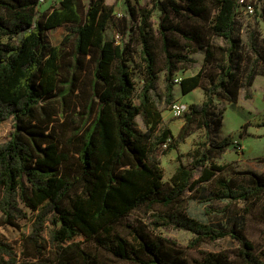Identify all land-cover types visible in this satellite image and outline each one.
Listing matches in <instances>:
<instances>
[{"label": "trees", "instance_id": "trees-1", "mask_svg": "<svg viewBox=\"0 0 264 264\" xmlns=\"http://www.w3.org/2000/svg\"><path fill=\"white\" fill-rule=\"evenodd\" d=\"M47 1L0 0V125L12 117L29 119L0 143V211L5 226L19 227L27 217L22 204L34 215L22 250L0 237V264H190L178 241L158 233L165 226L191 232V247L227 236L239 244L235 261L210 253L197 264H264V250L257 251L242 226L202 222L181 202L224 169L212 160L229 149L232 136L200 142L190 152L191 164L180 162L169 185L159 157L195 129L221 128L215 97L235 103L240 89L253 85L262 53L254 31L255 60L247 64L241 51L240 0H154L161 14L158 38L151 11L130 5L140 22L135 36L126 41L122 34L120 43L107 37L113 4L52 0L56 5L42 10ZM65 25L69 30L60 43H46L48 30ZM135 43L144 79L140 90L129 63ZM199 50L215 73L209 86L203 83L204 67L179 81L183 94L202 86L205 98L189 105L175 136L153 98L159 73L165 71V100L172 105L175 75L181 65L195 62L188 51ZM87 73L89 82L82 79ZM53 100L64 111L76 104L77 126L65 142L50 121L33 123L39 119L36 107ZM139 114L145 130L137 126ZM217 184L203 200L242 202L252 209L264 200V174L255 170H240ZM141 211L150 214L148 222H129Z\"/></svg>", "mask_w": 264, "mask_h": 264}, {"label": "rangeland", "instance_id": "rangeland-1", "mask_svg": "<svg viewBox=\"0 0 264 264\" xmlns=\"http://www.w3.org/2000/svg\"><path fill=\"white\" fill-rule=\"evenodd\" d=\"M86 5L89 0H84ZM110 5L115 7V20L107 29L108 39L113 40L115 35L124 34V39L129 41L135 36V31L140 22L139 16H133L130 13V5L135 8H146L151 11V26L156 34L159 35V26L161 22V14L154 8V0H106ZM248 4H252L253 11H249L244 6H240L237 15V38L241 43V51L247 60V64L255 60V54L251 49L250 36L255 32V44L262 53L261 60L257 63V75L252 86L247 89H240L238 101L232 103L219 96L215 97L218 108L222 111V126L219 129L211 127L198 128L190 133L186 139L179 143L176 149L170 153L160 154V160L164 168V181L167 185L171 183V177L180 162L187 165L191 164L190 152L202 141H220L226 136H232V143L229 149L213 158V162L221 164L224 169L219 172L215 179L210 182L202 183L196 190L188 191L182 199V205L185 211L199 219L202 222L222 227H229L234 223L242 226L247 235L255 244L258 252L264 250V200L260 206L252 209L242 202H229L205 199L208 195L217 190V180L219 178L231 179L238 175L243 169H252L256 172L264 174V126H260L264 122V0H247ZM56 3L52 0L42 5V10L53 8ZM119 14H123L120 16ZM189 21V20H188ZM69 26H61L48 30L46 33V43L56 45L61 42L63 37L68 33ZM215 41L222 43L221 39L215 38ZM223 44V43H222ZM134 55L129 61L133 68V79L137 90H140L143 83V72L141 69L140 46L135 43ZM188 54L194 58L192 64L181 65L175 77L180 79L187 76L197 74L203 67V83L209 86L212 75L215 73L210 65H204L205 50L196 52L188 51ZM160 79L158 88L154 95V100L159 109L162 111L164 125L172 129L175 136L178 135L181 126L184 123V116L176 117L172 111V105L165 100V71L159 73ZM83 81L89 82L90 75L88 73L82 77ZM174 102L184 104L189 108L192 103L200 104L205 98V90L202 86L197 87L188 94H183L179 82L174 88ZM173 102V103H174ZM49 116L43 115L40 106L36 107V114L39 119L33 123H49L56 127V133L59 140L65 142L72 136L74 127L77 126V117L74 108L76 104L64 111L61 104L57 101L46 103L42 101ZM138 128L145 130L143 116L139 114L136 118ZM29 124L28 118L18 120L10 118L0 125V143L8 141L19 133V127ZM242 133V137L240 136ZM237 182H241L238 178ZM3 190L0 188V198ZM27 212V217L19 220V227L4 225V216L0 211V237L7 242L12 243L20 250L23 249L25 236H28L32 229L34 215L32 210L22 204ZM150 214L144 211L137 212L131 216L129 222H136L138 219L149 221ZM159 234L171 239H175L185 249L186 258L190 264H197L203 261L210 253L221 254L230 260H236L239 244L231 237L227 236L215 241L205 240L200 242L196 247H191L194 236L191 232L176 229L171 226L160 227ZM117 264H131L126 261H117Z\"/></svg>", "mask_w": 264, "mask_h": 264}, {"label": "built area", "instance_id": "built-area-1", "mask_svg": "<svg viewBox=\"0 0 264 264\" xmlns=\"http://www.w3.org/2000/svg\"><path fill=\"white\" fill-rule=\"evenodd\" d=\"M40 2H45V0H40ZM241 6H244L247 8L249 11H253V6L252 4H248L247 0H240ZM120 16H123V14H119ZM115 41L117 43L121 42V36L119 34L115 35ZM176 81L179 82L180 79L176 78ZM187 106L178 102H174L172 104V111L176 117H182L185 112L187 111Z\"/></svg>", "mask_w": 264, "mask_h": 264}]
</instances>
